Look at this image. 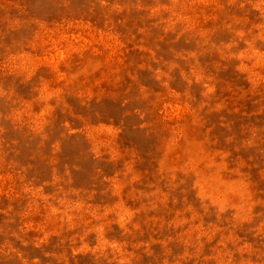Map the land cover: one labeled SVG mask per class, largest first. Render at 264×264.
Masks as SVG:
<instances>
[{
	"label": "rangeland",
	"instance_id": "374dc122",
	"mask_svg": "<svg viewBox=\"0 0 264 264\" xmlns=\"http://www.w3.org/2000/svg\"><path fill=\"white\" fill-rule=\"evenodd\" d=\"M0 264H264V0H0Z\"/></svg>",
	"mask_w": 264,
	"mask_h": 264
}]
</instances>
